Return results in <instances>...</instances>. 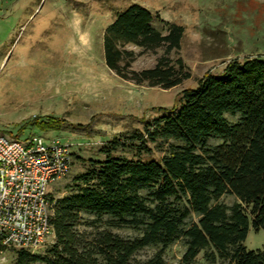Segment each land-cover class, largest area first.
I'll return each instance as SVG.
<instances>
[{
    "label": "trees",
    "instance_id": "16d2710c",
    "mask_svg": "<svg viewBox=\"0 0 264 264\" xmlns=\"http://www.w3.org/2000/svg\"><path fill=\"white\" fill-rule=\"evenodd\" d=\"M155 18L139 4L116 13L102 34L103 58L123 80L166 90L189 78L180 59L161 57L153 67L133 71V53L123 48L178 49L183 27L171 24L162 34L152 26ZM170 112L142 117L143 131L107 140L99 149L105 158L86 161V171L74 178V192L51 200L55 241L49 255L21 249L18 264H141L133 256L149 245L160 250L145 264H163V250L180 239L184 264L208 249L211 262L264 264V245L244 244L250 228L264 229V56L229 60L220 73L181 90ZM226 115L238 118L231 123ZM210 138L220 143L209 145ZM170 140L177 144L163 149ZM129 149L130 157L115 154ZM224 194L237 201L218 202ZM81 213L107 217V227L80 231ZM120 226L139 233L127 238L108 228Z\"/></svg>",
    "mask_w": 264,
    "mask_h": 264
},
{
    "label": "rangeland",
    "instance_id": "374dc122",
    "mask_svg": "<svg viewBox=\"0 0 264 264\" xmlns=\"http://www.w3.org/2000/svg\"><path fill=\"white\" fill-rule=\"evenodd\" d=\"M132 4L147 8L156 18L154 29L165 34L171 24L182 26L178 49L165 53L127 44L133 53L129 69L153 67L161 57L180 59L189 78L171 88L137 85L123 80L104 62L102 34L116 13ZM264 56V0H0V130L19 140L41 136L68 145L72 165L65 177L48 189L51 200L74 192V178L88 168L87 160H103L100 147L119 134L143 131L141 118L169 114L176 95L194 88L206 74H218L232 59ZM166 111H157L156 108ZM173 113V112H172ZM229 122L237 116L226 115ZM39 123H48L42 129ZM215 138L209 145L219 144ZM169 144H177L172 140ZM155 157L162 152L148 144ZM132 150L118 151L130 157ZM237 199L224 194L218 202L231 206ZM107 217L81 213L77 228L91 232L106 228ZM122 237L138 231L127 226L108 227ZM55 239L32 255H49ZM247 249L264 245V229L250 228ZM19 250H0V264H18ZM160 245L138 250L133 258L141 264L152 260ZM186 250L178 240L162 252L163 264H184ZM202 251L191 264H220ZM25 264H46L42 261Z\"/></svg>",
    "mask_w": 264,
    "mask_h": 264
},
{
    "label": "built area",
    "instance_id": "2783aa9c",
    "mask_svg": "<svg viewBox=\"0 0 264 264\" xmlns=\"http://www.w3.org/2000/svg\"><path fill=\"white\" fill-rule=\"evenodd\" d=\"M68 145L32 136L23 140L0 130V250L33 252L51 238V184L68 175Z\"/></svg>",
    "mask_w": 264,
    "mask_h": 264
}]
</instances>
